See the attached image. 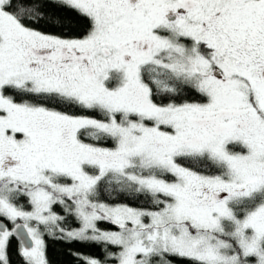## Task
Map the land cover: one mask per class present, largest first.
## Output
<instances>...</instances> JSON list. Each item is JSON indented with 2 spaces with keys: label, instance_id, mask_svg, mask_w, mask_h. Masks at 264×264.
Wrapping results in <instances>:
<instances>
[{
  "label": "snow or ice",
  "instance_id": "1",
  "mask_svg": "<svg viewBox=\"0 0 264 264\" xmlns=\"http://www.w3.org/2000/svg\"><path fill=\"white\" fill-rule=\"evenodd\" d=\"M49 240L264 264V0H0V264Z\"/></svg>",
  "mask_w": 264,
  "mask_h": 264
},
{
  "label": "trees",
  "instance_id": "2",
  "mask_svg": "<svg viewBox=\"0 0 264 264\" xmlns=\"http://www.w3.org/2000/svg\"><path fill=\"white\" fill-rule=\"evenodd\" d=\"M49 247H48V256L53 264H74L72 258L65 254V245L60 242H54L49 240ZM17 242L13 240L12 242V251L15 253ZM80 251L87 252L88 249L80 248ZM98 251V250H94ZM14 264H21L20 258L18 256H13Z\"/></svg>",
  "mask_w": 264,
  "mask_h": 264
}]
</instances>
